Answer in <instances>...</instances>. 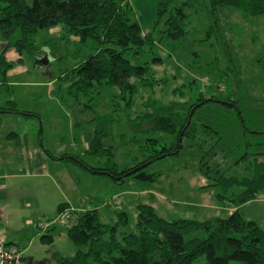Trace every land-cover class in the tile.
Listing matches in <instances>:
<instances>
[{"label": "trees", "instance_id": "obj_1", "mask_svg": "<svg viewBox=\"0 0 264 264\" xmlns=\"http://www.w3.org/2000/svg\"><path fill=\"white\" fill-rule=\"evenodd\" d=\"M124 1L0 0V71L5 74L13 64L5 59L7 48H14L19 55L27 53L43 64L40 59L49 52L58 56L57 59L61 57L55 54L59 41L69 35L77 36L78 45L85 53L55 80L58 99L62 103L74 101L76 115L86 111L93 114V101L101 90L115 87L119 92L111 95L115 110L119 108L113 101L117 97H127L126 106L132 105L138 86L152 89L163 79H156L150 71V62L159 63L161 58L155 55L146 60L153 55V38L150 33L142 34L138 21H130ZM223 8L236 9L253 18L264 14V0H157L154 19H164L163 38L177 41L194 31L189 18L201 17L199 22L203 25L199 29L204 32L201 41L212 48L219 75L230 77L238 89L240 75L220 17ZM53 27H60V34L50 36L48 30ZM130 59L141 63L133 65ZM194 84L192 80L189 85ZM219 87L225 88L222 84ZM173 94L183 98L182 88L174 89ZM193 97L167 103L148 97L141 103L142 112L133 118L128 116L127 126L132 133L129 140L138 145L140 157L134 156L133 166H92L69 155L62 159L73 161L91 173L108 176L118 184L128 177L153 181L159 174L147 173L144 168L166 156H185L183 146L188 143L189 147L198 149L199 171L207 178L208 185L216 187L217 200L234 210L229 215L206 220L179 217L169 220L157 214L151 205L139 203L134 228L126 232L123 227L128 217L124 211L116 212L115 220L109 223L102 221L97 208L72 211L66 204H60L56 213L68 210L69 224H55L52 228L65 227V235L76 250L70 257L58 255L55 264H194L200 256L204 259L202 264L232 261L264 264V225L244 218L239 212L241 205L264 192V131L246 127L238 101L232 97L221 98L205 88L196 89ZM8 104L0 107V113L30 115L14 101L9 100ZM215 104L220 109L212 108ZM209 108L226 113L203 117L201 113ZM114 112L102 116L93 114L88 120L95 123L88 153L112 154L111 150L116 149L114 144L106 143L107 139H113ZM120 135L121 145L127 143ZM228 139L233 142L234 151L241 147L242 152L225 171L216 168V176H211L209 169L219 146ZM116 203L105 204L115 206ZM41 238L48 244L53 241L47 233Z\"/></svg>", "mask_w": 264, "mask_h": 264}, {"label": "rangeland", "instance_id": "obj_2", "mask_svg": "<svg viewBox=\"0 0 264 264\" xmlns=\"http://www.w3.org/2000/svg\"><path fill=\"white\" fill-rule=\"evenodd\" d=\"M124 4L128 10L130 21L139 22L142 34H151L155 46L153 55L147 56L146 60H150L155 55L161 58L159 63L150 62V71L156 79H163V82L161 80V83L154 85L152 89L138 86V91L132 100L133 104L128 107L125 102L127 97L114 98L113 101L119 107L117 111L113 102H111V95H118L119 93L115 87L101 90L100 94L94 99L93 114L106 115L115 111L116 118L113 121L112 129L113 139L106 140V143H112L116 146V149L111 150L112 154L105 152L100 155H92L81 149L82 139L89 141L91 134H93L95 123L88 121L93 114L86 111L85 114L78 115V113L76 115L75 102L69 100V102L62 104L59 101L60 99L58 100L59 92H55L58 85L55 80L59 74L63 70L74 66L85 53V50L78 45L77 36L69 35L66 40L59 41V49L55 54L61 57L57 59V55L55 57L54 54L49 52L47 53L48 56H42V59H40L41 62L44 61L43 64L37 63L35 58L27 53L19 55L14 48H7L4 55L5 59L10 63L13 62V64L5 74L0 71V106H8V101L11 100L16 102L20 110L37 112L40 115L37 131H43L45 140L43 143L46 146H48V140L45 138L47 132L51 135L52 144L47 147L48 149L54 153V151L57 152L56 147H65L63 153L69 156H77L89 165L100 167H109L116 164L118 168H121L125 165L133 166L135 164L134 156L138 157L139 154L138 145L129 140L132 133L127 126V119L128 116L133 118L143 111L141 103L148 97L167 103L172 100L194 98L193 94L196 89L205 88L211 94L221 98L229 96L236 99L246 127L251 130L264 131V14L248 18L236 9L223 8L221 10L220 17L225 36L230 45L234 64L240 75L241 87L236 89L230 77L219 75L213 62L214 52L212 48L206 42L201 41L204 36V32L199 29L203 25L199 22L201 17L191 16L189 25L195 28L194 31L191 30L177 41H171L162 37V31L165 27L164 19L158 21L154 19L157 0H125ZM48 34L50 36L60 34V27L49 29ZM19 57H21L20 61L17 60ZM48 58H50L49 62ZM130 62L133 65L141 63V61L135 59H130ZM192 80L195 81V84L190 86ZM131 81L136 82L135 78H131ZM220 83L225 86L224 89L219 87ZM179 87L182 88L183 98L180 94H173V90ZM79 102L84 103L85 99H79ZM211 106L220 109L216 104ZM219 111H221L220 114H218ZM219 111L215 112L209 108L201 114L203 117H207L226 113L222 109ZM6 125L8 124L6 123ZM6 128L8 129V127ZM120 134L125 137L127 143L121 145ZM219 147L218 150L221 153L217 152L213 166L209 169L211 176H216L214 172L216 168H220L221 172L225 171L242 152L241 147L234 151L233 142L230 143L229 139L222 142ZM183 151L186 153L185 156H166L151 162L144 168L147 173L159 174L155 180L140 181L135 179L133 180V187L131 183L126 184L125 187L131 188L130 191L134 193L130 196L131 201L137 203L147 199L148 194H142V189L149 190L152 194L165 193L171 199V202H169L171 209L167 207L164 211L161 205H158L157 214L169 220L177 217L198 219L201 212L197 203L201 202V199L199 193L193 190L196 189L199 180L197 176L199 173L197 170L199 167L198 149L195 146L191 148L188 143H185ZM125 154H129V156L125 157ZM226 154L227 156H225ZM67 164L71 165L70 163ZM200 174L202 175L201 172ZM205 180L206 187L204 188H207V190L212 189L215 194L216 187L208 185L207 178ZM20 181L23 184L36 181L37 186L30 191L32 197L41 198L43 195L53 192L50 182L42 177H22ZM44 184L49 186L46 187V190L49 188L47 191L44 190ZM93 184L86 179L83 186L93 188ZM94 186V189L99 192H105L106 190V186L102 183ZM119 199L121 200L122 197ZM157 200H159L158 197ZM113 201L117 202V200ZM46 204L44 209L50 211L48 215L54 216L55 207H52L49 203ZM110 206L112 204L98 206V213L104 222H113L114 212L122 210L121 204ZM252 206L257 208L253 218L259 225H264V201L258 200L245 208L243 207L244 218H252L248 216L249 210H255ZM106 207H110L109 209L113 212H106ZM125 210L128 222L123 229L129 232L134 228L137 211L134 207L131 208L130 205L128 208L125 207ZM190 212H195L196 215ZM20 213H26L31 217L27 223L20 221L16 215H13L9 223L2 220L0 224V229L4 230L8 236H13L14 238H11L21 250L23 260L18 261L19 264H55L58 255L62 257L74 255L76 246L66 237L65 227L57 226L51 229L55 226L53 225L49 227L51 229L50 233L41 231L36 223L47 222V220H44L43 212L35 210L31 215L29 214L31 210L26 209L21 210ZM226 214L227 211H224L222 216H226ZM112 217L113 219L110 220ZM67 224H69V221H66L65 225ZM46 233L53 237L51 244L45 243L41 238V235ZM5 242L11 244V242ZM203 261V256H200L194 264H202ZM230 264L238 263L232 261Z\"/></svg>", "mask_w": 264, "mask_h": 264}, {"label": "crops", "instance_id": "obj_3", "mask_svg": "<svg viewBox=\"0 0 264 264\" xmlns=\"http://www.w3.org/2000/svg\"><path fill=\"white\" fill-rule=\"evenodd\" d=\"M22 111H27L30 115L9 112L0 113V224L2 220L9 223L13 215H16L20 221L27 223L31 217L26 213H20L21 210L26 209L31 210V213H29L31 215H33L32 212L37 210L43 212V216L45 217L52 216L48 215L50 211L44 209V206L47 205L46 203L55 207V214H57V208L60 204H66V208L72 211H82L92 208H97L98 211V206H103L106 202L112 203L113 200H117L115 206L121 204V211H124L126 214L125 207L128 208L130 205L131 208L134 207L137 211V205L139 203L149 204L155 211L158 205H161L164 211L167 207L170 208L169 202H171V199H169L165 193L159 192L158 194H152L146 189H142L141 193H147V199H144L143 202H132L130 196L134 193L130 191L131 188H126L125 186L131 183L133 187V180L136 178L128 177L123 183L118 184L108 176L91 173L73 161L72 163L68 160H63L62 156L68 155L62 152L65 150V147H56L55 150L57 152L54 151V153L47 148L52 144L49 132H47V137H45L48 140V146L43 143V141H45L43 131H37L40 115L35 111ZM6 123L8 125H6ZM6 127H8V129ZM92 135L93 134H91V137ZM89 142L90 139L89 141L82 139L81 149L87 151ZM197 170L199 171L198 168ZM197 176L199 178L196 184L197 187L196 189H192L199 193L201 202L197 203V205L201 213L198 219L195 218V220L222 216L224 211H227L226 215H229L234 210V207H231L225 202L218 201L212 189L207 190V188H204L206 187V180L200 174V171ZM22 177H42L50 182L53 187V192L45 194L41 198L32 197L30 196V191L37 186L36 181L23 184L20 181ZM86 179H88L90 183H94L93 188L83 186ZM99 183L106 186L105 192H99L94 189V185ZM44 185V190H46V187L49 186H46V184ZM120 197H122L121 200L119 199ZM157 197L159 200H157ZM258 200L264 201V192L259 193L254 199L239 207V212L243 217L244 213L242 208ZM32 201L34 202L33 205ZM110 207H106V212H113L109 209ZM252 207L255 210H249L248 212V216L252 218H245L255 221L253 215L256 213L257 208L256 206ZM190 213L196 215L195 212ZM112 219L113 217L110 218V220ZM51 229L49 230L51 231ZM50 231L48 232L50 233ZM0 234L3 240L16 244L13 241L14 237L8 236L4 230L0 229Z\"/></svg>", "mask_w": 264, "mask_h": 264}, {"label": "built area", "instance_id": "obj_4", "mask_svg": "<svg viewBox=\"0 0 264 264\" xmlns=\"http://www.w3.org/2000/svg\"><path fill=\"white\" fill-rule=\"evenodd\" d=\"M69 218V211L65 210L61 213H58L54 217H45V221L37 222L36 226L41 229V231H48L49 227L55 224H66ZM22 255L20 248L14 244L6 243L0 237V264H19L18 261H22ZM24 263V261H23ZM25 264V263H24Z\"/></svg>", "mask_w": 264, "mask_h": 264}]
</instances>
